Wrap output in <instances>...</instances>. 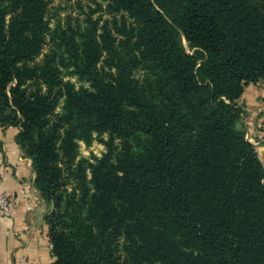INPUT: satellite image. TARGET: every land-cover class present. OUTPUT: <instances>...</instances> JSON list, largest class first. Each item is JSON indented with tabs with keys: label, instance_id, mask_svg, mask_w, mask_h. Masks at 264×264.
Masks as SVG:
<instances>
[{
	"label": "trees",
	"instance_id": "1",
	"mask_svg": "<svg viewBox=\"0 0 264 264\" xmlns=\"http://www.w3.org/2000/svg\"><path fill=\"white\" fill-rule=\"evenodd\" d=\"M51 1L0 0V125L50 207L52 264H264L237 102L264 79V0H94L107 18L54 27Z\"/></svg>",
	"mask_w": 264,
	"mask_h": 264
},
{
	"label": "crops",
	"instance_id": "2",
	"mask_svg": "<svg viewBox=\"0 0 264 264\" xmlns=\"http://www.w3.org/2000/svg\"><path fill=\"white\" fill-rule=\"evenodd\" d=\"M242 127L264 165V79L248 83L237 100ZM17 126L0 125V187L11 196V214L0 212V264H52L48 226L50 207L34 185L31 159L16 141Z\"/></svg>",
	"mask_w": 264,
	"mask_h": 264
},
{
	"label": "rangeland",
	"instance_id": "3",
	"mask_svg": "<svg viewBox=\"0 0 264 264\" xmlns=\"http://www.w3.org/2000/svg\"><path fill=\"white\" fill-rule=\"evenodd\" d=\"M102 6L103 9L105 3H102ZM93 10L94 12H92ZM90 13L94 19L100 15L102 18L108 17L106 12L97 9V3L94 0H52L49 5L50 25L52 27L59 22L65 24L67 21H71V23L74 24L77 20L84 24L85 18ZM71 80L74 81L77 86L80 84L76 77H71ZM102 138H106V135L100 136L94 134V138L90 145L80 142L79 156L86 158H91L92 155L100 156L105 150V146L101 141Z\"/></svg>",
	"mask_w": 264,
	"mask_h": 264
},
{
	"label": "built area",
	"instance_id": "4",
	"mask_svg": "<svg viewBox=\"0 0 264 264\" xmlns=\"http://www.w3.org/2000/svg\"><path fill=\"white\" fill-rule=\"evenodd\" d=\"M253 130H254V125L251 124L249 129L245 132V136L249 141L252 139L249 135V132ZM0 212L6 215L11 214V196L1 187H0ZM50 247H52L51 242H50Z\"/></svg>",
	"mask_w": 264,
	"mask_h": 264
}]
</instances>
